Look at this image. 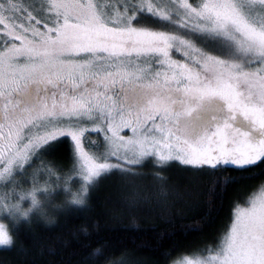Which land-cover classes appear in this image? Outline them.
<instances>
[{
  "label": "snow or ice",
  "instance_id": "obj_1",
  "mask_svg": "<svg viewBox=\"0 0 264 264\" xmlns=\"http://www.w3.org/2000/svg\"><path fill=\"white\" fill-rule=\"evenodd\" d=\"M62 146L67 168L48 158ZM176 162L216 176L186 233L228 185L264 176V0H0V246L90 208L111 177L151 175L166 195ZM104 253L90 256L127 264ZM170 264H264V181Z\"/></svg>",
  "mask_w": 264,
  "mask_h": 264
},
{
  "label": "trees",
  "instance_id": "obj_2",
  "mask_svg": "<svg viewBox=\"0 0 264 264\" xmlns=\"http://www.w3.org/2000/svg\"><path fill=\"white\" fill-rule=\"evenodd\" d=\"M54 158L69 163L67 147L56 150ZM228 172L237 174L231 166ZM183 174L180 178L185 179L182 182L187 191L182 198L167 190L166 195L162 194L156 186L158 183L152 182L139 193L148 199L134 205L130 203L132 184L118 177L108 178L91 194L90 208L68 217L56 214L53 225L38 223L34 230L21 227L14 247H0V264H105L104 258L97 261L90 256L101 245L105 246L107 260L126 259L127 264H164L162 253L175 247L170 264L205 242H214L220 229L228 223L234 203L243 204L264 181V176H257L231 183L222 198L213 196L217 209L214 221L204 225L202 231L186 233L187 226L203 223L209 188L216 176L192 172L185 167ZM169 175L178 177L177 172ZM85 227L87 234L82 230Z\"/></svg>",
  "mask_w": 264,
  "mask_h": 264
},
{
  "label": "rangeland",
  "instance_id": "obj_3",
  "mask_svg": "<svg viewBox=\"0 0 264 264\" xmlns=\"http://www.w3.org/2000/svg\"><path fill=\"white\" fill-rule=\"evenodd\" d=\"M123 135H130V131L125 129L122 133ZM92 139H98V137L95 134H92L91 136ZM56 155V151H54L53 153H51V155L48 157L49 159H55L54 156ZM56 160V159H55ZM57 162L63 163V165L65 166V168H67L69 163H64L61 162L60 160H56ZM185 166L180 165L178 162L174 163L170 168H166L163 169V173L164 175H166L168 177L166 184L164 185L165 190L169 191V193L173 196H177L179 198H182V194L186 193L187 188L184 186L183 182L185 179H181L180 175L183 174V168ZM152 167L148 166L145 169H143V171L145 172H150L152 171ZM156 171H161V169H155ZM167 172H169V174H175V172L178 173V177L177 176H171L169 175ZM184 175V174H183ZM171 176V177H170ZM155 182L158 183L156 184L157 187H160V184L158 181L155 180V178L151 175L148 176H144L142 178H139L135 184H132L131 189L132 194L134 195L135 193H141L142 191H145V187L147 185H149L150 183ZM72 186L73 188L78 187V182L76 178H73V182H72ZM137 191H134L136 190ZM62 197H58L57 198V202H61ZM1 247V246H0ZM182 256H180L177 260H179Z\"/></svg>",
  "mask_w": 264,
  "mask_h": 264
}]
</instances>
